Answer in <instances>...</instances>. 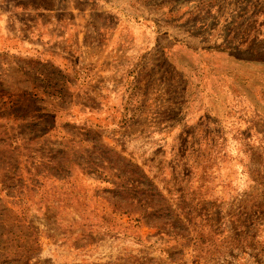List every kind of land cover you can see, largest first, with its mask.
<instances>
[{"label":"rangeland","instance_id":"obj_1","mask_svg":"<svg viewBox=\"0 0 264 264\" xmlns=\"http://www.w3.org/2000/svg\"><path fill=\"white\" fill-rule=\"evenodd\" d=\"M0 264H264V0H0Z\"/></svg>","mask_w":264,"mask_h":264},{"label":"trees","instance_id":"obj_2","mask_svg":"<svg viewBox=\"0 0 264 264\" xmlns=\"http://www.w3.org/2000/svg\"><path fill=\"white\" fill-rule=\"evenodd\" d=\"M30 127H32V125ZM79 130H81V128H79ZM93 142L99 146V148L96 149L100 151L99 153L111 156L112 160L113 159L116 160V158H120L119 154H117L112 149H109L107 146L101 144L97 139L96 140L94 139ZM104 162L108 164L110 163L109 161H107L106 158L103 157V155H101V157L98 156L94 159L93 162H91V164L94 167L88 166L86 167V170L97 172L98 170L96 169L101 168ZM60 168L61 166L59 167V170ZM134 169H135V172L133 173V176H132L133 178L131 179L129 183L132 189L126 188V186L124 185H118L116 189H122L126 192H131L132 195L130 196V198L137 204L140 202H146L147 201L146 199L149 197L148 193H151V194L155 193L152 197L150 196L151 198H153L154 196L161 197L160 194H157V192L155 191V188L153 187V184L147 179V176L145 175V173L137 166H135ZM151 204H153V202ZM158 215H161V214H158Z\"/></svg>","mask_w":264,"mask_h":264}]
</instances>
